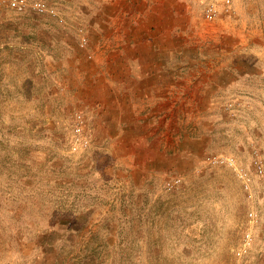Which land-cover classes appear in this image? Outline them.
<instances>
[{"label":"rangeland","instance_id":"rangeland-1","mask_svg":"<svg viewBox=\"0 0 264 264\" xmlns=\"http://www.w3.org/2000/svg\"><path fill=\"white\" fill-rule=\"evenodd\" d=\"M47 1L64 16L75 0ZM219 1L208 21L199 0H174L175 41L222 43L224 58L234 41L242 53L259 50L264 0H230L227 9ZM10 12L44 15H0ZM10 48L0 45V264H264V171L255 163L264 169V155L247 149H260L251 141L233 146V104L225 105L233 92L217 107L187 110L208 129L200 156L168 173L104 170L91 167L87 112L88 145L73 133L75 106L46 100L37 61L15 60Z\"/></svg>","mask_w":264,"mask_h":264},{"label":"crops","instance_id":"crops-1","mask_svg":"<svg viewBox=\"0 0 264 264\" xmlns=\"http://www.w3.org/2000/svg\"><path fill=\"white\" fill-rule=\"evenodd\" d=\"M173 5L75 0L65 6L63 21L48 14L0 15V45L11 46L15 60L37 61L45 99L89 115L91 167L173 172L179 159L205 148L206 123L191 124L187 110L217 107L226 91L233 92L225 103L233 104V146L251 141L260 149H247L264 155V45L242 53L234 41L233 57L224 58L222 43L201 40L194 49L187 40L175 41Z\"/></svg>","mask_w":264,"mask_h":264},{"label":"built area","instance_id":"built-area-1","mask_svg":"<svg viewBox=\"0 0 264 264\" xmlns=\"http://www.w3.org/2000/svg\"><path fill=\"white\" fill-rule=\"evenodd\" d=\"M203 5V16L208 21H214L221 12V3L219 0H199ZM225 9L230 6V0H225L223 3ZM13 9L17 12H34L38 14H48L57 17L59 20L63 21L64 18L59 11V7L47 0H0V12L3 9ZM78 35L80 37L81 45L85 46L88 43L86 33L82 27L78 28ZM73 133L78 140L84 141L88 145L90 142L88 137L85 135L86 127V116L78 111L74 114L73 117ZM212 160H217L216 158ZM230 163H233V166L236 170L239 171L241 177H248V171L243 168L239 169L235 163V160H230ZM256 170L259 173H263V164L262 160L256 159ZM179 179H176L175 182H178ZM172 186V182L168 183Z\"/></svg>","mask_w":264,"mask_h":264}]
</instances>
